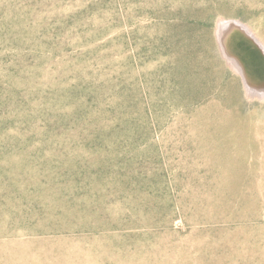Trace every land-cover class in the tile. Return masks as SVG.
<instances>
[{
    "label": "rangeland",
    "instance_id": "374dc122",
    "mask_svg": "<svg viewBox=\"0 0 264 264\" xmlns=\"http://www.w3.org/2000/svg\"><path fill=\"white\" fill-rule=\"evenodd\" d=\"M229 21L264 62V0H0V264H264Z\"/></svg>",
    "mask_w": 264,
    "mask_h": 264
},
{
    "label": "bare ground",
    "instance_id": "6f19581e",
    "mask_svg": "<svg viewBox=\"0 0 264 264\" xmlns=\"http://www.w3.org/2000/svg\"><path fill=\"white\" fill-rule=\"evenodd\" d=\"M226 25H227V23L224 24L223 26H221L222 29L220 30L221 31L220 39H222L223 36H227V37L229 36V38L233 39V41H236V44L234 46L236 48V50H238L239 52H241V54H244L247 57L248 62L251 63L252 67L254 68V70L256 72L260 71L259 73H263V71L261 70V67L263 66V68H264V62L261 58V55L259 54L255 45L252 44L250 41H246L242 35L244 33V35L247 37V39H250L249 36L246 35L247 31L249 32V30L245 26L240 25L239 23H234V25H237V26L230 25V24H228L227 26ZM236 54H237V56H239L238 53H236ZM227 55H229L228 52H227ZM230 55H233V54L230 53ZM233 57H234V55H233ZM233 57H229V61L232 63V66L241 75H243V78L247 82L245 75H244V71L242 69V65H241L240 61L238 60L239 57L238 58H235V57L233 58Z\"/></svg>",
    "mask_w": 264,
    "mask_h": 264
},
{
    "label": "water",
    "instance_id": "95a60500",
    "mask_svg": "<svg viewBox=\"0 0 264 264\" xmlns=\"http://www.w3.org/2000/svg\"><path fill=\"white\" fill-rule=\"evenodd\" d=\"M229 22H230V23L227 22V25H228V24H230V25H234V22H235V21H229ZM227 25H226V26H227ZM226 26H225V27H226ZM234 26H237V25H234ZM224 29H225V28H224ZM220 43H221V42H220ZM228 43H229V36L224 40V45H225L226 47H228ZM251 83H252L254 86H256L255 83H253L252 81H251ZM257 83H258V82H257ZM263 83H264V82H260L261 85H259V86H264ZM259 86H258V87H259ZM258 87H257V88H258ZM259 88H261V87H259Z\"/></svg>",
    "mask_w": 264,
    "mask_h": 264
}]
</instances>
